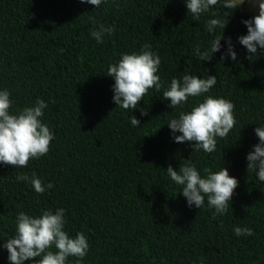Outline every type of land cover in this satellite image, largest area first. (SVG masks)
I'll use <instances>...</instances> for the list:
<instances>
[{
  "label": "trees",
  "instance_id": "trees-1",
  "mask_svg": "<svg viewBox=\"0 0 264 264\" xmlns=\"http://www.w3.org/2000/svg\"><path fill=\"white\" fill-rule=\"evenodd\" d=\"M213 11L231 15L223 35L231 37L237 61L221 60L223 39L211 61L199 60L194 46L209 49L222 30L209 34L206 22L215 17L195 19L184 0H108L98 8L80 0H0V90L11 92L13 112L44 100L42 122L54 133L49 153L27 167L0 164V244L15 235L20 212L35 218L64 208V230L88 238L81 264H264V182L248 172L246 160L259 143L255 128L264 125V50L248 59L237 39L253 14L241 6ZM101 23L115 30L97 43L91 32ZM145 44L161 58L163 88L125 110L113 102L107 69ZM185 74L216 75L208 94L235 105L237 123L211 154L194 151L192 142L175 143L167 126L204 99L168 106L163 91ZM133 116L140 126H132ZM189 163L202 175L225 167L239 180L227 213L214 217L206 202L201 209L187 206L183 186L166 169ZM33 172L53 188L38 194L16 179ZM237 226L254 234L238 237ZM76 260L69 257L68 264ZM0 264H9L3 248Z\"/></svg>",
  "mask_w": 264,
  "mask_h": 264
},
{
  "label": "clouds",
  "instance_id": "clouds-1",
  "mask_svg": "<svg viewBox=\"0 0 264 264\" xmlns=\"http://www.w3.org/2000/svg\"><path fill=\"white\" fill-rule=\"evenodd\" d=\"M98 8L108 0H80ZM115 2V0H113ZM188 13L195 19L202 14H210L215 18L208 19L206 30L214 34L216 29L222 30V35H214L210 48L201 51L199 45L194 46L195 55L201 61H211L213 54L221 52V40L227 45L226 51L221 54V60L230 58L237 61V52L231 37L225 38L224 29L229 23L231 15L224 12V18L213 8L220 7L226 10H236L248 3L258 8V14L242 23L247 28V34L239 36L238 42L249 54L248 59L256 57L259 50H264V0H184ZM119 5H117V8ZM114 26L98 24L91 32L97 43H103L105 35H112ZM161 65V58L151 50L150 44H145L139 52L122 54L119 61L110 64L107 76L114 79L112 86L113 102L125 110H136L141 100L150 89L159 92L163 88L160 76L157 74ZM217 84L216 75L201 78L197 75L185 74L182 78L173 77L169 87L163 91V99L170 101L172 109L183 108L189 98L204 97L197 101L188 111L181 110L178 117L169 120L175 143L192 142L194 151L203 150L213 153L219 139H226L237 121L234 115L235 105L223 97H213L208 93ZM48 107L42 99H37L34 106L24 107L12 111L13 101L8 89L0 90V164L14 168L27 167L29 162L46 156L51 148L54 133L50 127L42 122L44 109ZM142 116H147L146 108L140 109ZM134 127L140 126V121L131 117ZM255 135L259 143L253 145L247 154V170L255 173L260 182H264V125L255 128ZM177 133H180L177 135ZM167 175L178 186H183L181 194L186 199L189 208L195 206L201 209L205 202L209 209H214L213 216L225 214L229 202L235 195L239 180L229 174L225 167L218 171L211 168L203 169L204 175L198 171L195 164L180 165L179 170L172 166L166 169ZM18 181L30 182L35 192L44 194L53 188L52 183L45 185L33 172L31 177L20 173ZM65 209L58 208L55 213L45 210L40 216L20 212L16 217L15 235L5 239L0 248L8 252L9 264H25V261H34V264H68L69 257H76V264H81L89 250L88 238L82 233L70 237L64 230ZM236 236H251L253 229L249 227H235Z\"/></svg>",
  "mask_w": 264,
  "mask_h": 264
},
{
  "label": "rangeland",
  "instance_id": "rangeland-1",
  "mask_svg": "<svg viewBox=\"0 0 264 264\" xmlns=\"http://www.w3.org/2000/svg\"><path fill=\"white\" fill-rule=\"evenodd\" d=\"M245 10L249 11L251 14L256 15L258 14V8H253L250 4L245 3L241 5Z\"/></svg>",
  "mask_w": 264,
  "mask_h": 264
}]
</instances>
